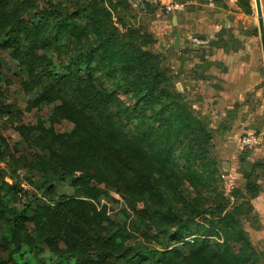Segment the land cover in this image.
Masks as SVG:
<instances>
[{
    "label": "trees",
    "instance_id": "16d2710c",
    "mask_svg": "<svg viewBox=\"0 0 264 264\" xmlns=\"http://www.w3.org/2000/svg\"><path fill=\"white\" fill-rule=\"evenodd\" d=\"M131 9L0 0V51L37 119L15 127L27 155L0 138V162L15 165L11 183L0 170V264H21L11 252L23 248L35 264H263L242 221H256L255 168L242 191L218 189L212 130ZM109 194L140 235L101 205Z\"/></svg>",
    "mask_w": 264,
    "mask_h": 264
},
{
    "label": "crops",
    "instance_id": "0c3cea01",
    "mask_svg": "<svg viewBox=\"0 0 264 264\" xmlns=\"http://www.w3.org/2000/svg\"><path fill=\"white\" fill-rule=\"evenodd\" d=\"M149 31L192 108L208 122L220 151L226 178L243 190V174L255 168L260 192L251 206L257 216L246 228L264 244V64L259 12L264 29V0H249L247 13L238 0H151ZM177 4L167 14L164 8ZM190 37L208 40L195 46ZM177 38V39H176ZM243 135L256 136L259 147L245 152ZM244 152V153H241ZM223 158V159H222ZM228 173V174H227ZM240 182V183H239Z\"/></svg>",
    "mask_w": 264,
    "mask_h": 264
},
{
    "label": "rangeland",
    "instance_id": "374dc122",
    "mask_svg": "<svg viewBox=\"0 0 264 264\" xmlns=\"http://www.w3.org/2000/svg\"><path fill=\"white\" fill-rule=\"evenodd\" d=\"M128 1H134V0H126ZM39 3H41V0H38ZM133 3V2H132ZM128 5L129 2H128ZM151 6H154V4L151 3V0H144L140 3L138 10H133L132 15H133V21L132 23L135 26L143 28L146 32L150 33L153 35L149 29L152 27L153 23L151 20V17L149 14L153 12V9ZM0 88L2 90V96L0 97V102H2L3 106H9V109L13 111L15 114L18 111H21V115H13V116H7V115H1L0 114V138H2L6 143L9 145L10 152L14 154V156H21V155H27L28 151L21 145L18 144L20 137L19 134L15 131V127L18 125H26L28 123L35 124L37 119L35 118V115L33 113H29L25 111V101L27 100L26 97L23 95V93L20 91L16 79L13 77L11 70L13 68V63L11 60L8 58V56L0 51ZM174 86L177 90V84L174 82ZM179 92V90H177ZM34 113L38 114V112L34 111ZM40 114H44L43 112H40ZM59 127H56V130ZM215 152L217 156L221 154L217 146L215 145ZM220 153V154H219ZM241 153H244L241 151ZM223 159V158H222ZM221 163V162H220ZM7 166V162L3 161L0 162V170L4 174L3 178L6 182L11 183L13 182V179H11L7 176L9 174V170L14 169L15 165L14 164H9V167ZM220 173L223 174V178L221 179V182L218 184V189L221 190L223 193L228 194L232 188L236 187L238 185L236 179L232 178H226V170L224 167L220 164ZM24 174V172H21ZM228 174V173H227ZM2 176V175H0ZM240 183V182H239ZM24 188L26 186L22 184ZM61 189L67 194H71V190L66 188V187H61ZM101 205H105L107 207L108 212L111 215L117 214L118 218L116 217V221L119 223H125L128 229L132 230V226L134 227L136 224H133L132 222L135 221L136 217L132 212L128 211L129 217L126 218L122 214V208L125 207L123 201L116 196L115 194H109L107 198H104L101 201ZM254 220V214L251 213L247 216H245L242 221L243 223L246 221H251ZM257 220V216H256ZM249 223V224H250ZM245 224V223H244ZM249 226L246 224V227ZM140 230L144 231L145 228L140 225ZM246 231L249 235L251 233L247 228ZM134 235H140V232H137L135 230H132ZM251 243L253 247L257 250L259 254H262V263L264 264V244L260 245L258 243V239L256 236L251 234ZM12 257L19 263L21 264H35V260L31 254H29L24 248L21 249L20 251H12Z\"/></svg>",
    "mask_w": 264,
    "mask_h": 264
},
{
    "label": "built area",
    "instance_id": "2783aa9c",
    "mask_svg": "<svg viewBox=\"0 0 264 264\" xmlns=\"http://www.w3.org/2000/svg\"><path fill=\"white\" fill-rule=\"evenodd\" d=\"M144 0H134V1H128L130 6L134 10H138L140 3ZM133 2V3H132ZM179 9V6L177 4H168L165 6L164 11L167 14H171L172 12ZM190 43L195 46H206L208 45L209 41L198 38V37H190ZM239 147L243 151H253L254 149L259 147V141L256 136L252 135H244L239 139Z\"/></svg>",
    "mask_w": 264,
    "mask_h": 264
},
{
    "label": "water",
    "instance_id": "95a60500",
    "mask_svg": "<svg viewBox=\"0 0 264 264\" xmlns=\"http://www.w3.org/2000/svg\"><path fill=\"white\" fill-rule=\"evenodd\" d=\"M256 4H257V7H258V0H256ZM258 15H259L260 40H261L262 53H263V64H264V29H263V25H262V19H261L260 12H259Z\"/></svg>",
    "mask_w": 264,
    "mask_h": 264
}]
</instances>
